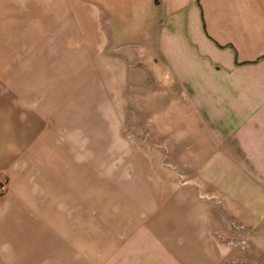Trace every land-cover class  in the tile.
<instances>
[{"label": "crops", "instance_id": "obj_1", "mask_svg": "<svg viewBox=\"0 0 264 264\" xmlns=\"http://www.w3.org/2000/svg\"><path fill=\"white\" fill-rule=\"evenodd\" d=\"M60 4L0 0V264H254L264 0Z\"/></svg>", "mask_w": 264, "mask_h": 264}, {"label": "rangeland", "instance_id": "obj_2", "mask_svg": "<svg viewBox=\"0 0 264 264\" xmlns=\"http://www.w3.org/2000/svg\"><path fill=\"white\" fill-rule=\"evenodd\" d=\"M2 2L5 3L4 6L13 10L14 23L19 21L20 14L25 11L39 12L41 15L32 17L27 25V28L32 31L39 28L40 19H44L43 21L49 19L56 29L61 27V24H64L69 17V10L60 8V0H2ZM6 19L8 20L7 17ZM16 33L22 35V31L16 30ZM232 227L240 234L239 238L235 240V245L240 246L242 250L251 249L250 252L256 254L254 264H264V224L258 225L256 228H250L246 224H232ZM250 237L256 239L257 243L250 244Z\"/></svg>", "mask_w": 264, "mask_h": 264}, {"label": "built area", "instance_id": "obj_3", "mask_svg": "<svg viewBox=\"0 0 264 264\" xmlns=\"http://www.w3.org/2000/svg\"><path fill=\"white\" fill-rule=\"evenodd\" d=\"M6 189V185L5 184H2L1 186H0V191H4Z\"/></svg>", "mask_w": 264, "mask_h": 264}]
</instances>
